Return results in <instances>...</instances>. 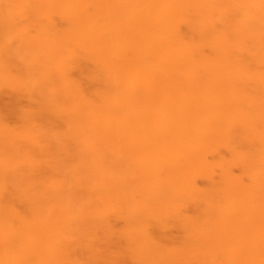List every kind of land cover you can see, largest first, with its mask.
<instances>
[{"label": "bare ground", "instance_id": "bare-ground-1", "mask_svg": "<svg viewBox=\"0 0 264 264\" xmlns=\"http://www.w3.org/2000/svg\"><path fill=\"white\" fill-rule=\"evenodd\" d=\"M0 264H264V0H0Z\"/></svg>", "mask_w": 264, "mask_h": 264}, {"label": "rangeland", "instance_id": "rangeland-1", "mask_svg": "<svg viewBox=\"0 0 264 264\" xmlns=\"http://www.w3.org/2000/svg\"><path fill=\"white\" fill-rule=\"evenodd\" d=\"M262 31V30H261ZM6 97V98H5ZM5 98V100H7V96H5V95H3V99ZM119 223V222H118ZM175 229H173V231L171 230V232H176V231H174Z\"/></svg>", "mask_w": 264, "mask_h": 264}]
</instances>
